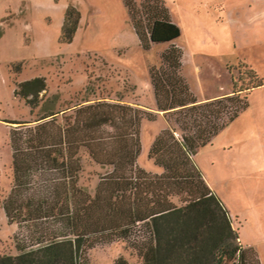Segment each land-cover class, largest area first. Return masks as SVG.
I'll return each mask as SVG.
<instances>
[{
	"label": "trees",
	"instance_id": "trees-1",
	"mask_svg": "<svg viewBox=\"0 0 264 264\" xmlns=\"http://www.w3.org/2000/svg\"><path fill=\"white\" fill-rule=\"evenodd\" d=\"M122 1L143 49L169 44L148 72L156 109L175 114L180 137L174 127L154 137L147 158L160 172L152 173L137 164L142 115L128 104L98 100L63 121L66 111L53 109L9 121L11 188L3 209L8 224L17 225L16 253L0 254V264H91L89 250L111 244H124L125 254L112 264H261L240 243L191 155L247 108L263 78L246 69V83L232 78L229 94L198 100L181 73L183 50L174 43L180 29L164 1ZM78 20L68 6L62 41L72 42ZM46 89L45 77L36 76L18 82L14 95L33 115ZM82 148L94 168H109L94 184L81 180Z\"/></svg>",
	"mask_w": 264,
	"mask_h": 264
},
{
	"label": "rangeland",
	"instance_id": "rangeland-1",
	"mask_svg": "<svg viewBox=\"0 0 264 264\" xmlns=\"http://www.w3.org/2000/svg\"><path fill=\"white\" fill-rule=\"evenodd\" d=\"M163 1L180 29L174 43L183 50L181 73L198 100L229 94L232 78L241 75L246 83L249 68L264 80V0ZM68 6L79 12L70 43L60 38ZM168 46L143 49L122 0H0V254L16 253L17 225L8 224L3 209L11 188L9 121L32 120L47 109L65 110L63 121L73 108L98 100L128 104L142 115L137 164L160 172L147 158L149 146L164 128L180 133L175 114L156 109L148 71ZM36 76L45 77L47 89L31 115L14 90ZM80 157L83 183L94 184L109 169L94 168L85 148ZM191 159L228 212L240 243L264 264V84L250 90L247 108ZM123 247L98 245L89 250V262L112 264Z\"/></svg>",
	"mask_w": 264,
	"mask_h": 264
},
{
	"label": "crops",
	"instance_id": "crops-1",
	"mask_svg": "<svg viewBox=\"0 0 264 264\" xmlns=\"http://www.w3.org/2000/svg\"><path fill=\"white\" fill-rule=\"evenodd\" d=\"M150 171V170H149ZM159 171V170H158Z\"/></svg>",
	"mask_w": 264,
	"mask_h": 264
}]
</instances>
